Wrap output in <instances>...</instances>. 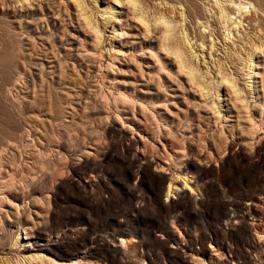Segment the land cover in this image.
<instances>
[{"label":"rangeland","instance_id":"374dc122","mask_svg":"<svg viewBox=\"0 0 264 264\" xmlns=\"http://www.w3.org/2000/svg\"><path fill=\"white\" fill-rule=\"evenodd\" d=\"M134 1L0 0V264H264V10Z\"/></svg>","mask_w":264,"mask_h":264},{"label":"bare ground","instance_id":"6f19581e","mask_svg":"<svg viewBox=\"0 0 264 264\" xmlns=\"http://www.w3.org/2000/svg\"><path fill=\"white\" fill-rule=\"evenodd\" d=\"M22 2V1H25V0H18V2ZM118 2H120V3H123L124 1L125 2H128L130 5H134L135 4V1L134 0H117ZM252 1H255V3H256V6H257V10L256 11H258V10H261V11H263L264 10V0H252ZM236 2V1H235ZM209 5V4H208ZM243 7H242V9H244L245 7H246V4L245 3H243V5H242ZM192 7H194V10H195V13L197 12V13H199L200 11H199V6L196 4V3H194V4H192ZM212 8H213V6H212ZM219 9L221 8L220 7V4H219V7H218ZM227 8V7H226ZM222 9V8H221ZM220 9V10H221ZM225 9V8H224ZM264 12V11H263ZM262 12V13H263ZM245 14V13H244ZM220 15L222 16V19H224V20H226V21H228L227 19V16L225 15V14H223V12H222V10L220 11ZM228 15V14H227ZM241 17V16H240ZM139 18V20L140 21H142V22H144V19H143V17H138ZM162 18H164V17H161L160 18V20L159 21H157L156 23H155V25H154V28H156L157 26H159V25H161L162 27H161V30H162V33H167L168 31H169V28H170V24L167 22V21H163L162 20ZM221 18V17H220ZM257 22H258V24L259 25H264V19L262 18V17H260L259 15L257 16ZM242 20H244V19H242ZM241 19L239 20V21H237L236 20V22L234 23L235 25H236V27L237 26H239L240 24H242L241 23V21H242ZM219 21H220V19H219ZM252 21V20H251ZM224 22V21H223ZM233 23V22H232ZM249 23V22H248ZM250 24V23H249ZM235 27V26H234ZM235 27V28H236ZM233 29V28H232ZM230 32V31H229ZM231 34V33H230ZM262 48H264V45L263 44H261V46L259 45L258 47H256L255 48V51L256 50H258V49H262ZM170 53L171 54H173L175 57H176V60L177 59H179V54H180V52L176 49V48H171L170 47ZM253 55L254 54H251V56H250V58H252L253 57ZM181 63H183V61H181ZM222 82H226V84L227 85H229L231 88H234L233 87V85L231 84V82L229 81V80H227L226 78H224L223 80H222ZM169 187V186H168ZM169 192H170V189L168 188V195H169ZM126 241L127 240H124V239H121L120 240V243L122 244V245H124V246H126ZM37 259H41V257H37ZM32 261V259L30 260V261H28L29 263Z\"/></svg>","mask_w":264,"mask_h":264}]
</instances>
